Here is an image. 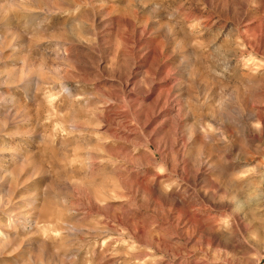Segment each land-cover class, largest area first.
<instances>
[{
  "label": "rangeland",
  "instance_id": "1",
  "mask_svg": "<svg viewBox=\"0 0 264 264\" xmlns=\"http://www.w3.org/2000/svg\"><path fill=\"white\" fill-rule=\"evenodd\" d=\"M0 264H264V0H0Z\"/></svg>",
  "mask_w": 264,
  "mask_h": 264
}]
</instances>
